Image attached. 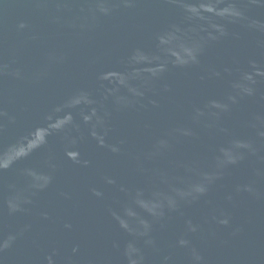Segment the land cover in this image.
<instances>
[{"label": "water", "instance_id": "1", "mask_svg": "<svg viewBox=\"0 0 264 264\" xmlns=\"http://www.w3.org/2000/svg\"><path fill=\"white\" fill-rule=\"evenodd\" d=\"M0 264H264V0H0Z\"/></svg>", "mask_w": 264, "mask_h": 264}, {"label": "clouds", "instance_id": "2", "mask_svg": "<svg viewBox=\"0 0 264 264\" xmlns=\"http://www.w3.org/2000/svg\"><path fill=\"white\" fill-rule=\"evenodd\" d=\"M238 14V13H237ZM221 223L227 224V220L221 221Z\"/></svg>", "mask_w": 264, "mask_h": 264}]
</instances>
